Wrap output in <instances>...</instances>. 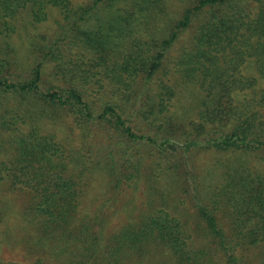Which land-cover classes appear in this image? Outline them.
Here are the masks:
<instances>
[{"label": "rangeland", "instance_id": "rangeland-1", "mask_svg": "<svg viewBox=\"0 0 264 264\" xmlns=\"http://www.w3.org/2000/svg\"><path fill=\"white\" fill-rule=\"evenodd\" d=\"M70 1L75 9L87 7L93 0ZM196 2L158 0L159 9L154 13L148 9L140 11L138 5L133 10L128 8L132 3L127 7L117 4L120 16L126 17L129 10L135 12L136 26L131 34L127 33L131 26H125L122 33L125 38L118 39L121 47L115 45L116 51L110 50L104 60L82 45L69 43L66 30L76 16L70 12L67 19L56 7L47 8L46 19L40 22L21 12L14 21V31L0 35V77L15 83L26 82L41 63L38 85L42 91L53 90L69 85V70L78 61L81 70L73 73V82L80 87L94 117L105 106H113L120 110L135 134L151 139L131 140L106 120L82 123L78 113L48 105L36 95L0 91V172L6 174L4 167L10 166L19 137L36 132L40 136L53 135L54 141L60 143L63 158L76 163L69 165L68 172L84 175L76 185L81 192L74 223L85 220L93 246L98 244L100 249L114 244V234L119 235L126 227L138 229L143 221L161 211L179 220L185 233L179 255L147 240L139 255L130 256L123 251L118 259L107 254L105 259L93 256L94 259H85L86 264H97V260L98 264H264V242L241 245L234 251L235 261L228 259L194 205L197 198L206 196L207 190L217 194L215 187L222 177V164L229 155L212 149L190 153L179 149L187 162L182 165L180 155L171 156L166 144L162 146L165 150L159 146L167 137L185 142L187 138L200 139L206 135L204 131L197 134L193 128L203 109L204 91L194 80L185 81L182 57L191 50L193 36L207 12L194 17L179 33L150 81L146 82L141 73L130 77L115 63H122L121 56L131 49L132 54L139 53V58L141 53L152 55L156 48L148 47L151 39L166 38L184 11ZM94 14L87 21L78 22L79 25L93 29L95 17L106 16L102 11L100 15ZM63 36L65 39L58 43L62 57L56 56L55 47L49 54L52 41ZM138 61L137 57L132 63L136 65ZM257 88H264V79L257 82ZM33 114L40 119L37 121ZM105 162L110 166L109 174ZM174 163L182 165L177 173L168 168ZM203 202L209 203L208 198ZM29 203L27 192L0 181V264H83L80 255L67 253H79L78 241L68 247L66 242L40 236L29 221ZM209 207L214 204L210 202ZM216 215L226 227L228 219L224 214L216 212Z\"/></svg>", "mask_w": 264, "mask_h": 264}, {"label": "trees", "instance_id": "trees-1", "mask_svg": "<svg viewBox=\"0 0 264 264\" xmlns=\"http://www.w3.org/2000/svg\"><path fill=\"white\" fill-rule=\"evenodd\" d=\"M157 1L93 0L87 7L73 9L70 0H0V35L14 31V21L21 12L40 22L46 19L47 8L56 7L67 19L71 16L70 12L76 16L66 30L69 43L82 45L104 60L110 50L116 51L115 45L121 47L118 39L125 38V33L122 34L125 26H131L128 34L134 32L132 28L136 26L135 12L129 10L126 17L120 16L117 11L121 8L117 4L127 7L132 3L128 8L133 10L138 5L140 11L148 9L154 13L159 9ZM101 11L106 12V16L95 17V28L79 25L78 22L87 21L95 15L94 12L99 14ZM202 13L206 16L193 36L192 48L182 57V72L186 82L194 80L204 91L203 109L193 128L197 134L204 131L206 135L200 139L187 138L185 142L167 137L159 146L160 150H165L162 146L166 144L171 149V156L180 155V158L177 157L183 161L176 163L182 165L187 163L182 152L212 149L229 155L222 164V177L215 187L217 194L207 190L206 196L197 198L194 205L208 231L217 239L220 249L234 262V251L239 246L264 242V88L255 89L257 82L264 79V0H197L195 5L184 11L166 38L151 39L148 47L156 48L152 55L141 53L139 58V53L132 54L134 49L130 47L129 53L121 56L124 58L122 63H115L130 77L141 73L146 82L150 81L179 33ZM65 36L53 40L47 52L52 54L55 47L59 54L56 56L61 58L58 43ZM137 57L139 61L134 65L132 61ZM75 66L69 70L70 83L65 87L42 91L38 85L42 68L39 63L26 82L15 83L0 77V91L36 95L48 105L67 109L75 115L78 113L82 123L106 120L131 140H151L135 134L120 110L113 106H105L94 117L80 87L73 82V73L81 70L78 61ZM53 138V135L40 136L37 132L19 137L10 166L4 167L6 174L0 172V181L29 194V221L41 237L66 242L68 247L78 244V241L79 253H67L80 255L83 264H86L85 259H94L93 256L105 259V254L118 259L123 251L130 256L139 255L144 251L147 240L158 242L179 255V248L185 244V233L179 220L165 211L150 216L138 229L126 227L119 235L114 234L112 240L115 239V243L112 245L100 249L98 244L93 246L85 220L74 223L81 192L76 185H79L77 181L82 182L84 175L80 172L76 176L74 171L68 172L69 165L76 163L73 159L63 158V154L59 153L60 143ZM176 163L168 167L175 173L182 167ZM108 168L110 166L106 169L109 174L111 169ZM113 178L119 180V177ZM204 198H208L209 203L203 202ZM210 202L214 207H209ZM216 212H222L228 219L226 227Z\"/></svg>", "mask_w": 264, "mask_h": 264}]
</instances>
